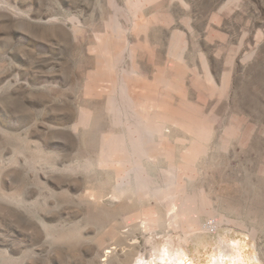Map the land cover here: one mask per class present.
<instances>
[{
    "label": "rangeland",
    "instance_id": "1",
    "mask_svg": "<svg viewBox=\"0 0 264 264\" xmlns=\"http://www.w3.org/2000/svg\"><path fill=\"white\" fill-rule=\"evenodd\" d=\"M138 262L264 264V0H0V264Z\"/></svg>",
    "mask_w": 264,
    "mask_h": 264
},
{
    "label": "bare ground",
    "instance_id": "2",
    "mask_svg": "<svg viewBox=\"0 0 264 264\" xmlns=\"http://www.w3.org/2000/svg\"><path fill=\"white\" fill-rule=\"evenodd\" d=\"M137 127V126H136ZM138 170V168H137ZM151 182V181H150ZM174 180L173 181H169V183L167 184V186L169 188H171L170 186L174 184ZM158 188V187H157ZM152 189V187H151ZM162 189H160L159 191H161ZM158 191V192H159ZM167 191H171L170 189H167ZM153 192H157L156 191V188L154 189ZM157 192V193H158ZM157 193L155 195H157ZM160 193V192H159ZM180 194V193H179ZM175 197V196H174ZM177 197V196H176ZM179 197V196H178ZM171 198V197H170ZM187 200V199H186ZM172 211H171V214H172V218L170 216V218L172 219V221L170 222H173L174 224H177V223H181V224H187V226L191 229V228H199L201 227V223H199L197 220H195L194 218L193 219H190V217L193 214V212L191 211V209H189L188 211V208H189V204L185 201V200H180V201H177L175 200L173 203H172ZM191 211V212H190ZM170 214V213H169ZM209 223V222H208ZM142 225L143 227L145 228H152V227H155L157 226V222L155 221H150V219H145L142 221ZM217 225V224H216ZM213 226V225H212ZM206 227V226H205ZM208 229V228H206ZM62 235V234H61ZM62 238H64L63 236H60ZM70 238V237H69ZM152 239L149 240V242H152L151 241ZM223 244V243H222ZM169 249L172 248L171 245H169ZM113 251V250H112ZM111 250H108L107 251V256H109L108 253H111L112 252ZM212 253V252H210ZM214 253V252H213ZM226 253V252H225ZM169 255V254H168ZM197 257H196V260H201L202 256L200 254V252H197ZM206 255V254H205ZM235 256V255H234ZM169 257V256H168ZM174 257V256H173ZM233 258V257H232ZM237 260V259H236ZM231 263V262H230ZM241 263V262H240ZM250 263V261H249ZM131 264V263H130ZM137 264H140L139 262ZM193 264V263H191ZM199 264V263H198ZM204 264V263H203Z\"/></svg>",
    "mask_w": 264,
    "mask_h": 264
}]
</instances>
